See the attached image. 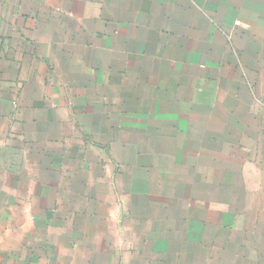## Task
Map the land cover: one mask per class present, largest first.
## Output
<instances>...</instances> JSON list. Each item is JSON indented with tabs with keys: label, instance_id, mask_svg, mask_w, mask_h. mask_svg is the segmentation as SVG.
<instances>
[{
	"label": "crops",
	"instance_id": "obj_1",
	"mask_svg": "<svg viewBox=\"0 0 264 264\" xmlns=\"http://www.w3.org/2000/svg\"><path fill=\"white\" fill-rule=\"evenodd\" d=\"M0 264H264V0H0Z\"/></svg>",
	"mask_w": 264,
	"mask_h": 264
}]
</instances>
